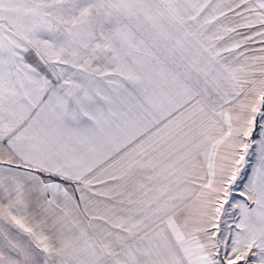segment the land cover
<instances>
[{
	"label": "snow or ice",
	"instance_id": "obj_1",
	"mask_svg": "<svg viewBox=\"0 0 264 264\" xmlns=\"http://www.w3.org/2000/svg\"><path fill=\"white\" fill-rule=\"evenodd\" d=\"M0 264H264V0H0Z\"/></svg>",
	"mask_w": 264,
	"mask_h": 264
}]
</instances>
